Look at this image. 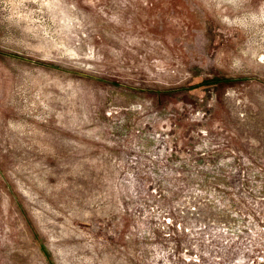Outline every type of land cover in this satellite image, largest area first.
Instances as JSON below:
<instances>
[{
    "label": "rangeland",
    "instance_id": "rangeland-1",
    "mask_svg": "<svg viewBox=\"0 0 264 264\" xmlns=\"http://www.w3.org/2000/svg\"><path fill=\"white\" fill-rule=\"evenodd\" d=\"M0 264H264V0H0Z\"/></svg>",
    "mask_w": 264,
    "mask_h": 264
}]
</instances>
